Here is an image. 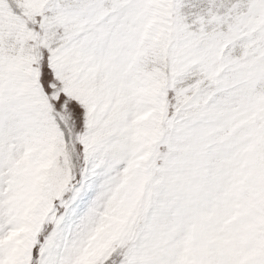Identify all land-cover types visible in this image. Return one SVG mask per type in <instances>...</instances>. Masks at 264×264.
Returning a JSON list of instances; mask_svg holds the SVG:
<instances>
[{"label":"snow or ice","instance_id":"6c2138e0","mask_svg":"<svg viewBox=\"0 0 264 264\" xmlns=\"http://www.w3.org/2000/svg\"><path fill=\"white\" fill-rule=\"evenodd\" d=\"M0 264H264V0H0Z\"/></svg>","mask_w":264,"mask_h":264}]
</instances>
